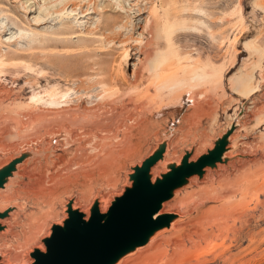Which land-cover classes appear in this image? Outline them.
Instances as JSON below:
<instances>
[{
    "label": "rangeland",
    "instance_id": "374dc122",
    "mask_svg": "<svg viewBox=\"0 0 264 264\" xmlns=\"http://www.w3.org/2000/svg\"><path fill=\"white\" fill-rule=\"evenodd\" d=\"M26 1L28 0H0V10H7L1 16H6L9 19L15 16L21 21L25 19L26 21L23 20V22H27L26 24L29 25V20L39 17L41 10L38 9L35 13L26 14L21 7L22 3ZM115 1L58 0V3L57 1H55L57 4L53 2L54 4H51L49 9L43 8V17L46 18L47 22L39 27H33L34 29L42 33L54 32L67 23V25H71L69 27L75 29L70 34L79 32V30L87 33L88 36L98 34L102 37L101 41L90 44L82 42L80 39H74L70 40L69 46L57 48L61 51L77 49L75 55L70 57L66 55L53 56V53L58 52L57 49L48 51L51 55H42L43 51L38 50L37 52L35 50L34 53H37V56L45 58L41 60L43 58L37 57L40 63L50 65L52 62L54 67L60 69V72L57 71L56 75H52V78L51 74L39 79L28 73L0 78V90L8 91L7 98L2 97L0 99V110L2 112L0 114V133L8 132L12 134L10 139L4 138L0 142V149L4 145L11 146L8 153H17L27 142L33 143L34 140L42 137L47 138V136L58 137L57 141L60 146L62 145L61 134L58 132L63 129L62 124L66 119L69 123L76 124L74 127L75 132L84 133V139L80 144L88 143L89 148H95L93 151L88 150L90 151L89 155L93 157L92 162L84 165L82 170L78 168L80 170L73 173L70 184L66 182V177L59 179V191L65 189L60 192V206L64 205L66 199L71 196L79 195L87 199L94 190L105 189L113 175L118 181L114 188L120 190L123 187L124 173L138 160L137 154L133 155L129 152L138 148L144 155L147 150H150L152 142H155L153 139L151 140L150 135L157 132L156 137L161 139L162 133L167 130L169 121L178 114H176L178 110H181L182 114L181 133L178 140L185 137L184 134L189 135L188 132H192L190 128L196 127V123L202 130L204 129L208 139H212L219 133L218 126L226 123L224 121L225 116L231 114L237 117L243 116L242 121L245 123V131L242 132V135L249 143V146L244 149L245 155L254 157L255 147L264 145V121L260 122V119L264 120V56H262L264 53V0H125L124 11L131 9L133 4L137 7L134 5L136 10H129L130 13L125 15L127 19L120 20L118 23L114 21L113 12L119 10L116 4L114 5ZM154 5L160 6L158 13L161 22H163L161 24H164L165 10H169V13L172 14L170 15L172 19L170 17L168 19L171 22L168 21L171 27L167 29L168 33L170 31L169 34L172 35H168L169 37L163 41H155L154 34H147L146 41L151 40L149 42H152V45H149L148 48L145 45L141 48L134 43L129 45L130 41L138 38L137 34L140 32L138 27H141L149 17L150 9ZM80 9H83L84 12L94 13L84 19L80 16L83 14ZM44 13L49 16L46 17ZM140 14L143 15L138 17ZM48 17L50 18L48 19ZM108 19H112L114 22L109 31H104ZM0 23L7 25L6 35L5 33L2 34L5 40L15 41L20 37V31L8 25V20L5 17L0 18ZM102 30L103 33H101ZM119 34L122 35L119 37ZM116 37L120 38V44H114L115 40L118 39ZM26 42V40H22L19 47H26ZM122 42L123 44L126 43L122 46ZM246 42L255 48L250 47L249 49ZM144 47H146V50ZM256 49L257 51H255ZM128 50L130 59L124 55L128 53ZM87 52L90 53L91 59L86 60L83 58V55ZM44 53H47V51H44ZM144 53L152 55L158 53L163 55L164 53V56H166H162L165 59L162 58V64L164 65L157 68L155 72L157 75L148 71L147 60L140 66L138 75L132 74L138 57L143 58ZM170 57L173 58L172 61H170ZM166 58L170 59V62ZM259 58L260 60H258ZM91 61L94 63H91ZM244 74L252 77L250 86L255 89V95L250 99L255 97L256 103H258L254 108L248 97L238 98L233 94L235 92L232 83L230 84L228 80L230 76L237 77ZM18 83L24 85V87L28 85L23 88L25 90V100H28L34 93L38 94L43 101L41 100L36 106L33 104L26 105L29 106L28 108L20 105L23 96L21 97V93L18 91ZM51 88H55L57 94L54 93L55 96L50 99L47 95L51 92ZM9 91L11 94H9ZM182 94L184 95L183 98L181 97ZM189 96L193 102V106L191 105L189 108L183 102V104L177 106V111L165 107L168 103H177L176 101L179 98L185 101L189 99ZM148 102L154 105L147 108ZM56 104L57 106H55ZM15 106H22L23 108H18L17 111ZM262 108L263 111H259ZM191 113L194 117L188 120V115ZM156 114L157 117H153L151 120L150 117ZM146 118L149 121L151 120L149 122L151 124L148 125V130L145 131L142 125L139 126V123ZM22 126L25 127L23 128L24 131L21 129ZM80 127H82L81 131ZM74 145L71 143V147ZM260 152L264 153V150ZM0 153L3 152L0 151ZM109 154H112L111 159L108 158V161L105 162ZM99 162L103 163L99 165ZM29 164L31 165L29 166L31 168L30 177L24 178L27 182L21 179L25 184L36 182L41 173L39 170H34L35 163ZM120 165L122 166L121 169ZM26 168H28V165ZM63 170L59 169L58 171L62 172ZM230 176L232 180L225 188L229 193L239 191V197L250 184L264 182V161L247 167L241 175L237 176V179L233 174ZM108 189L111 190L112 188ZM186 190L187 188L181 190V192L187 193ZM260 199L264 201V194L260 195ZM210 207L211 204H208L200 210ZM250 210L253 215L245 233L264 229V205H259L256 196L252 198ZM185 211H176V214L183 215ZM262 211L263 213L260 214ZM241 245L246 246L247 242L244 241ZM254 246L255 244H251L250 250H253ZM261 257L250 263L264 264V257ZM163 263L166 264L167 262L161 260L159 264ZM191 264L201 263L192 261ZM209 264H219V262L211 261Z\"/></svg>",
    "mask_w": 264,
    "mask_h": 264
},
{
    "label": "bare ground",
    "instance_id": "6f19581e",
    "mask_svg": "<svg viewBox=\"0 0 264 264\" xmlns=\"http://www.w3.org/2000/svg\"><path fill=\"white\" fill-rule=\"evenodd\" d=\"M55 1H57L58 3V0H28L22 3L21 7L22 9H24L26 14L35 13L38 9L39 11L41 10L39 17L32 18L31 20H29V25L26 24L27 22H23V20L26 21L23 18H22L23 20L21 21L19 18L15 16H12L10 19L6 16H1V15H4L5 12H7V10H4V11L0 10V16L5 17L8 20V25L15 27L21 33V34L19 33L20 37L16 39L15 41L5 40L2 34L5 33L6 35L7 25L5 26L4 24L0 23V78L1 79L4 77H8L9 75L17 76L21 73L22 74L28 73L29 75H33L39 79L40 78L43 79V77H47L49 74H51V78H52V75L53 76L56 75L57 71L60 72V69H57V67H54L53 66L54 63L52 62L50 63L47 59L48 57L46 58V60L50 63V65L46 63L44 64L40 63L39 62L40 60L38 59L39 58L41 59L43 57L37 56V53H34L35 50L37 52L38 50L43 51L42 53L40 52L42 55H51V53H49L48 51L56 50L59 47L69 46L70 40L80 39L82 42H88L90 44L101 41L102 37L100 35L95 34L93 36H88L87 33H83V31L81 32L79 29H78L79 32L70 34L75 29L69 27L71 25H67V23H65V25H62L60 29L54 32L51 31V32L42 33L41 31L34 29L33 27H39L40 25L45 24L47 22L45 20L46 18L43 17L42 9L45 7L46 9H49L50 8L49 6L51 4L56 3ZM124 2L125 0H116L114 2V5L116 4L117 8L119 9L118 11L113 12L114 18H115L114 21L117 23L120 20L127 19V17L125 16L126 13H130L131 10H136V8H134L135 4L132 3L133 5H131V9H129L130 11L129 10L124 11L125 10L123 8ZM163 4L164 3L162 2V5ZM159 7L154 5L150 9L149 17L144 21L141 27H138V30L140 29L139 34H137L138 38H136L134 41H130L128 43L129 45L130 44L132 45L134 43L136 44V46H140L141 48L143 45L147 46L148 48L149 45H152V42H149L151 40L146 41L147 34L149 33L154 34L155 41H163L165 38L172 35V34H169L170 31L169 33L167 31V29L171 27V25L169 26L168 24V21L169 23H171L170 20L168 19L169 17L171 18L170 15L172 14L169 13L170 12L169 10H165L164 11L165 15L163 18L164 24H161L163 22H161V17H160V14L158 13ZM80 11L83 14L81 15L79 14V15L81 16V18H84V19L94 13V12H89L88 10H87L88 12H84L83 9H80ZM44 15L46 16V13H44ZM142 15L143 14H140L138 17H141ZM47 16L49 15L47 14ZM49 18L50 17H48V19ZM114 21L112 19L106 20V23H105L106 26L104 27V31H109ZM101 33H103V30ZM121 35L122 34H119V37ZM119 37H116L118 39L115 40L114 44L121 43V40H119L120 39ZM103 38L105 39V37ZM22 40L27 41L26 47H21V46L19 47V44ZM124 44L122 42V46ZM246 45L248 46L249 49L250 47L255 48L254 46L253 47L250 46L248 43ZM145 48L146 47H144V49ZM116 49H115V52H116ZM257 49L259 50V48ZM257 49L255 51H257ZM76 50L74 49H66L62 51L58 50V52H55L52 55L53 56L66 55L67 57H70L72 55H75L74 53ZM87 50H89V48H87ZM44 51H47V53H44ZM89 52H87L86 54L83 53L84 59L86 60L91 59ZM119 52L121 51L119 50ZM149 53H144L142 55L143 58L138 57L137 62L134 64L132 74L138 75L140 66L146 60L148 61V65H149L148 71L153 74H156L155 72L160 65H164L162 64L163 59H164L162 56H164V53L163 55L161 53H158L155 55H152ZM41 54L40 56H42ZM24 55L27 57H25ZM124 55H126V57L129 58L130 57L129 50H128V53ZM255 55H258V54H255ZM262 56H264V53ZM260 58L258 60H260ZM44 59L45 58L41 60H44ZM170 59L166 58L168 62L172 61L173 58L171 60ZM28 61L32 62V64H30V62ZM91 63H94V62L91 61ZM96 65L97 64L95 63V66ZM251 66L253 67L254 65H251ZM220 69L218 70V72L220 71ZM117 70H118V66H117ZM152 77L154 78V75ZM251 79H252L251 76H249L248 74H244V75H239L237 77L230 76L228 80L230 84L232 83L233 90L236 94L250 98L255 95L254 94L255 89L251 88L250 86ZM20 83H18V86H17L19 88L18 91H20L21 93V97L23 96L22 101L20 100V105L22 106L24 105L25 107L26 105L33 104L36 106L39 102H41L42 98H40L38 94H34V93L32 94L30 98H28V100H25L26 99V98L24 99L25 90L23 88H25L28 85L24 87V85ZM29 86L31 85L29 84ZM50 90L51 92H49L47 96L48 98L51 99L53 96H55L54 93L56 92H55V88H51ZM7 93L8 91L0 90V99L2 97L6 99ZM9 94H11V92ZM143 95H146V94H143ZM183 96L184 95L182 94L181 97L183 98ZM191 99L192 98L189 96V100ZM167 101H170V100H167ZM153 105H154L153 103H149L147 108L150 106L152 107ZM22 106H19V107L15 106V108L17 107L16 108L17 110L18 108L20 109ZM55 106H57V104ZM28 107L26 106V108ZM1 109H2V105H1ZM261 110L263 111V108L260 109L259 111ZM1 113L2 112L0 110V114ZM143 120L140 121L139 125L144 123L142 122ZM260 120H261L260 122L264 121L262 119ZM75 126L76 124L69 123L68 119H66L62 124L63 129L58 132L59 134H61V143H62V145L59 146L60 150L62 151V155L57 157L59 159V162H61L59 166H56L53 162L48 163V158L44 160V164L40 162L39 158L35 160H31L28 163H35L34 170H39L41 172L39 174L37 181L31 184L23 183L21 179L30 177L31 169L21 168V170L23 169L22 172L19 171L15 175L14 180H12V182L8 184L6 190L2 193L0 192V211L5 209L8 205L14 206L16 208V212L11 214L9 220L6 222L8 229L4 231L3 233H0V264H26L23 256L29 250V246L31 244H34L38 235L46 226L47 221L50 219H54V217H57L58 215L56 205H57L58 196H59V192L57 188L59 179L66 177V180H70V178H72L73 173H75L77 170H80L78 168H81L82 170V167L84 165H87L90 162H92L93 157L89 155L90 154L89 152L93 151L95 148H92V149L89 148L88 143L80 144L82 142V139H84L83 137L85 135L84 133H80V132L78 133L77 131L75 132L74 131ZM23 128L25 127L22 126L21 129ZM79 129L81 131L82 127H80ZM148 133L150 132L148 131ZM184 135H187V134H184ZM11 136L12 134L8 132H4L2 134L0 133V142L3 141L4 138L10 139ZM51 138H53V136ZM202 139H203V135L200 138V140L202 141ZM200 142L196 144V147L192 148L193 154H196L199 151L200 148H197V146L201 147ZM27 143L30 144V142H27ZM71 143L75 145L71 147ZM172 143L173 142H170V144H168L167 146L168 151L164 155L165 162L171 160L169 156H172L171 152H174L175 146ZM231 143L232 144L230 145L229 152L227 154V157H229V161L228 163H226V165H218L217 168L212 171L207 170L204 178H202L201 180H199L198 178H192L189 182V185L186 187L187 193H183L181 191L176 192L172 200L163 204L162 211H161V213H169V214L177 215L176 211L183 212L186 210L185 211L186 213L184 212L183 215H177L178 219L171 225L170 230L160 231L159 233L156 234V236H154L150 240V242L145 247L137 249L133 254L127 256L126 258L121 260L118 264H139V263L159 264L161 260H163L165 263L167 262L166 264H191L192 261H196L197 263H201V264H209L211 261H218L219 264H248V263L251 264L250 262L256 261L258 258L260 259L261 256L264 257V229L256 231V232L248 231L247 233H245L246 232L245 230H247L246 227L249 225L250 218L253 215L252 214L253 212H251L250 210V205H251L253 196H256V199L258 200V203L260 206L264 205V201L260 199V195L264 194V182L262 181L260 183L250 184V186H247L244 189L243 194L239 197H238L239 191H234V192L229 193L226 190L227 188H225V186L228 185V183L232 180L230 176L231 174H233V176L237 179V176L241 175L247 167L256 165L257 163L264 161V153L260 152L264 150V145L255 147V151L253 150L255 152L254 157L249 158L247 160H237V156L238 154H240L241 150L237 146L234 136H232L231 138ZM10 150H11V146L7 147L5 145L0 149V151L3 153H8ZM189 150H191V148H188L187 151ZM111 155L112 154H109L108 155L109 157H106L105 162L108 161L107 159L110 158ZM102 163L103 162H99L98 164L101 165ZM164 163H159L160 165L157 164V166L154 167V169L152 170V174L154 175V174L163 172L162 165H164ZM59 169H62V170L64 169V170L62 172H59L58 171ZM64 190L65 189H63L62 191ZM62 191L60 190V192ZM98 203H99L100 211L105 212L109 205V199L108 197L105 198V196H100ZM78 204H79V201L77 200L74 201L73 208L74 209L79 208ZM208 204H211L210 208L205 209V210H200L202 207ZM82 211L88 214L87 209L82 210ZM262 213L263 211L260 212V214ZM56 224H61V222L57 221ZM218 240L219 242H217ZM244 241L247 242L246 246L241 245ZM251 244H255L253 250H250ZM35 246L37 250L42 251V252L44 251L43 246L41 245H35Z\"/></svg>",
    "mask_w": 264,
    "mask_h": 264
},
{
    "label": "water",
    "instance_id": "95a60500",
    "mask_svg": "<svg viewBox=\"0 0 264 264\" xmlns=\"http://www.w3.org/2000/svg\"><path fill=\"white\" fill-rule=\"evenodd\" d=\"M254 98L248 97L253 108L258 104ZM176 102L168 103L165 107L177 111L179 104L184 103L188 108L193 106L189 99ZM176 114L169 121L161 139L156 137L157 132L150 135L151 140L155 142H152L151 149L144 155L138 148L129 152L137 154L138 160L124 173L123 187L120 190L114 188L117 179L113 175L105 189L94 190L88 199L75 195L67 198L64 205L60 206L61 193L57 187L58 216L47 221L34 244L29 246L24 255L26 264H118L137 249L145 247L157 233L171 228L178 217L175 214L161 213L163 204L172 200L176 192L184 190L192 178L201 180L207 170L212 171L218 165H226L229 161L227 154L232 144V136L241 150L237 160L252 158L245 155L244 151L249 143L242 135L245 131L243 116H225L226 123L218 126L219 133L212 139H208L204 129L196 123L194 129L189 127L192 131L188 132L189 135L178 140L182 125L181 110ZM153 117H157V114L152 115L150 119ZM191 117H194L193 113L188 115V120ZM144 121L141 125L146 131L151 123L147 118ZM57 140L58 137H42L33 143L25 144L17 153H0V192H4L15 175L19 171L22 172L27 165L31 169L28 163L31 160L39 158L44 164V160L48 158V163L53 162L59 166L61 162L57 157L62 155V151ZM170 142H173L175 149L171 152L172 156H169L171 160L165 162L164 155ZM199 142L201 147L197 146L200 149L193 154L192 148ZM188 148L191 150L187 151ZM159 163H164L163 172L153 175L152 170ZM23 180L27 182L26 179ZM66 181L71 182V178ZM100 196L109 199L105 212L99 209ZM76 200L79 201V208L74 209L73 202ZM85 209L88 214L82 211ZM14 212L16 208L11 205L0 211V233L8 229L6 222ZM57 221L61 224H56ZM35 245L43 246L44 251L37 250Z\"/></svg>",
    "mask_w": 264,
    "mask_h": 264
}]
</instances>
